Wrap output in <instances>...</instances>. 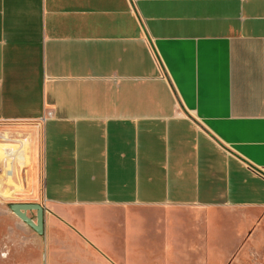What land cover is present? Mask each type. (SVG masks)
<instances>
[{
	"label": "crops",
	"instance_id": "crops-1",
	"mask_svg": "<svg viewBox=\"0 0 264 264\" xmlns=\"http://www.w3.org/2000/svg\"><path fill=\"white\" fill-rule=\"evenodd\" d=\"M0 123L1 264L264 256V0H0Z\"/></svg>",
	"mask_w": 264,
	"mask_h": 264
},
{
	"label": "rangeland",
	"instance_id": "rangeland-1",
	"mask_svg": "<svg viewBox=\"0 0 264 264\" xmlns=\"http://www.w3.org/2000/svg\"><path fill=\"white\" fill-rule=\"evenodd\" d=\"M12 130H13V127H12ZM0 131L5 133V135H6V132H7V135H8L7 139H6V142H1V143L6 144L5 146L0 144V148L1 149L2 148H12L13 152L16 154L17 157L21 156V155L22 156L26 155L27 149H26V145L25 144L22 146L23 148H20L19 146H15V147L8 146L9 144L15 145L16 144L15 141L18 139L15 136H13V137L9 136V132H10L9 128H6V127L5 128H0ZM9 185L12 186V187L15 186L14 179H12V178L9 179ZM9 212H11V211L9 210L8 205H6L5 203L0 205V220H14V219H9V218L6 217V215H4L6 213L8 214ZM252 221L258 222L259 220H252ZM220 222H221L220 225H221L223 233L226 232L228 227H230L231 230L235 229L236 227H238V228L242 227V225H241L242 220H220ZM257 227H258V225H255V224L252 225L251 226L252 231L255 232ZM1 235H2V231H0V239L2 237ZM223 238H224V240H226V234H224ZM253 238L255 239V241H250L249 244H248V242L246 243L244 241V244H246L250 249L248 247H247V250H245V251H242L240 249L239 252L237 251L233 256H230L229 258L228 257H222V258H220L219 264H264V256L261 258L258 255V252H259L258 242H257L258 234H256V232L253 234ZM236 242H239V241L236 240ZM236 244L237 243L232 244V248H234L236 246ZM240 248H241V244H240ZM225 249L227 251H231L232 250V249H230V247H227L226 244H225ZM222 253H223V251H222ZM225 253L226 252L224 251V254ZM4 258H5V254L3 253L2 248L0 247V264L2 263V260Z\"/></svg>",
	"mask_w": 264,
	"mask_h": 264
},
{
	"label": "water",
	"instance_id": "water-1",
	"mask_svg": "<svg viewBox=\"0 0 264 264\" xmlns=\"http://www.w3.org/2000/svg\"><path fill=\"white\" fill-rule=\"evenodd\" d=\"M9 209L17 218L27 224L37 234H43L44 210L42 206L38 204H12ZM33 211L36 212V222H33L32 219L27 216L28 212Z\"/></svg>",
	"mask_w": 264,
	"mask_h": 264
},
{
	"label": "built area",
	"instance_id": "built-area-1",
	"mask_svg": "<svg viewBox=\"0 0 264 264\" xmlns=\"http://www.w3.org/2000/svg\"><path fill=\"white\" fill-rule=\"evenodd\" d=\"M51 115V113H48V117ZM45 119H46V117L42 120V121H45ZM1 125H3V124H1L0 123V126ZM6 139H7V137H4V135L2 134V132L0 131V142H6ZM21 152V151H20ZM16 157V154L15 153H12V152H10L9 150H6V149H4V155H3V157L5 158V159H8L9 160V158L10 157Z\"/></svg>",
	"mask_w": 264,
	"mask_h": 264
}]
</instances>
